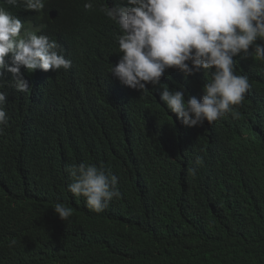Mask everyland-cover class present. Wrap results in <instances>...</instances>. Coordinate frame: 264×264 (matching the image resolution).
Returning <instances> with one entry per match:
<instances>
[{"label":"trees","instance_id":"trees-1","mask_svg":"<svg viewBox=\"0 0 264 264\" xmlns=\"http://www.w3.org/2000/svg\"><path fill=\"white\" fill-rule=\"evenodd\" d=\"M92 2L86 11L85 0H45L34 12L0 0L72 62L56 72L22 66L30 93L2 77L0 264H264V60L236 58L251 85L238 117L174 128L163 103L142 104L109 72L119 31L99 9L120 0ZM169 76L198 100L211 79ZM81 162L119 178L121 198L102 213L68 191L66 165ZM57 202L73 210L65 222Z\"/></svg>","mask_w":264,"mask_h":264},{"label":"clouds","instance_id":"clouds-1","mask_svg":"<svg viewBox=\"0 0 264 264\" xmlns=\"http://www.w3.org/2000/svg\"><path fill=\"white\" fill-rule=\"evenodd\" d=\"M4 2L25 11L41 12L45 7V0ZM93 7L92 0H85L86 11ZM99 10L119 31L120 55L109 72L124 91L144 105H149L148 98L163 103L173 117L174 128L175 124L186 129L205 121L211 125L229 114L238 117L237 108L251 85L247 75L236 74V58L246 60L254 55L264 60V0H120ZM71 64L57 40L26 30L23 21L0 4V89L8 72L10 87L31 92L22 66L32 73L37 69L68 70ZM199 71L211 75L202 85L199 100L194 96L185 99L182 85L176 90L165 80L173 72L187 79ZM5 103L6 94L0 91V134L9 124ZM196 162L200 163L199 158ZM66 171L72 179L68 191L76 198L83 197L88 209L97 214L121 198L118 176L103 165L81 162L66 165ZM188 171L197 175L195 167ZM52 208L64 222L73 215L72 208L62 202Z\"/></svg>","mask_w":264,"mask_h":264},{"label":"water","instance_id":"water-1","mask_svg":"<svg viewBox=\"0 0 264 264\" xmlns=\"http://www.w3.org/2000/svg\"><path fill=\"white\" fill-rule=\"evenodd\" d=\"M51 15H52V17H54L56 15V13L55 12H51Z\"/></svg>","mask_w":264,"mask_h":264}]
</instances>
